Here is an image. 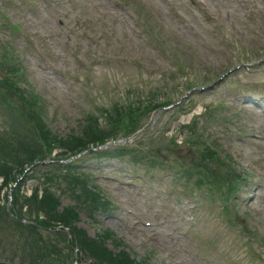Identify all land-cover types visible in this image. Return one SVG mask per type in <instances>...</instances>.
I'll list each match as a JSON object with an SVG mask.
<instances>
[{
    "label": "rangeland",
    "instance_id": "374dc122",
    "mask_svg": "<svg viewBox=\"0 0 264 264\" xmlns=\"http://www.w3.org/2000/svg\"><path fill=\"white\" fill-rule=\"evenodd\" d=\"M203 1V6L190 0H3V3L7 5L5 22L8 19L21 24L24 20L35 38L34 49L22 33L11 41L29 82L42 96L48 124L66 137L80 132L88 112L119 99L121 94L111 83L114 75L124 90L140 86L143 79L155 86L162 75L170 76L175 65L172 49L178 51L187 65L190 76H184V83H220L218 75L237 65L242 56L248 60L264 56V2ZM141 13L148 15L146 24L156 25L158 35L168 39L165 47L159 49L151 41L145 23L139 21ZM9 37L11 31L1 26L0 38ZM246 77L242 74V78ZM248 77L261 82V87L253 84L248 91L237 83L219 84L217 91L197 96L200 103L195 112L200 114L206 106L212 107L213 119L205 124L209 139L219 140L221 154L231 155L238 171L246 174L238 210L243 220L240 217L236 220L245 222L251 234L240 237V228L226 224L228 217L218 212L211 217L212 204H205L198 193L182 192L188 197L181 199L171 195L167 188L168 183L172 184L171 172L168 183L151 190L154 179H135V169L117 159H103L99 165L93 158L83 162L97 168V183L112 200L114 209L97 215V221L82 214L78 226L92 237L105 228L112 230L127 250L141 259L147 258L148 264H264V245L248 237L264 236V148L247 145L244 140L256 133L264 143V115L249 102L250 99L260 102L264 111V67L259 74ZM169 86L173 87V82ZM167 97L171 98L169 94ZM191 104L192 101L188 110ZM169 115L167 112L164 117ZM191 116L178 115L170 124V134L179 123L190 121ZM4 123L8 124L7 116L0 113V130ZM180 152L187 161L194 155L188 150ZM35 180H28L25 192H31L37 184ZM253 193L257 195L256 203L250 204L249 196ZM62 199L64 206L73 203L68 196ZM194 207L197 209L193 210ZM239 238L244 242L238 241ZM249 243L254 244L256 254L249 249ZM9 244L10 239L0 232V251L9 250ZM109 247L116 249L111 243ZM15 263L20 264L18 260Z\"/></svg>",
    "mask_w": 264,
    "mask_h": 264
},
{
    "label": "trees",
    "instance_id": "16d2710c",
    "mask_svg": "<svg viewBox=\"0 0 264 264\" xmlns=\"http://www.w3.org/2000/svg\"><path fill=\"white\" fill-rule=\"evenodd\" d=\"M11 169H0V174L5 175L6 179H9ZM53 181V179H51ZM68 182L69 185L75 184V187H72V192L77 194V200L79 208L82 209H90L93 206L99 205L100 198L96 196L95 192L90 190L87 186V182L75 175H69L68 178L64 179ZM56 195V194H55ZM54 194L47 191V195L45 198L41 200V204L43 206H50L51 209L47 211V220L50 222H44L43 227H54L58 223H64L65 225H73L78 213V208H69L65 209L64 213H57L56 206L57 201L54 200L57 198ZM46 209V208H42ZM58 209V208H57ZM27 230V228H26ZM30 233L40 240V234L38 233V229L35 227H30ZM39 234V235H38ZM59 234V233H58ZM80 237H82L83 241L81 246L83 249H87L91 252V254L97 258L102 264H138L137 261L133 260L128 253L122 252L121 254H115L111 252L109 249H106L101 242H97L95 240H91L82 235V232H79ZM40 242V241H39ZM36 243L35 246L39 251L45 249L44 244ZM35 251L30 254V256L35 255ZM35 259V258H34ZM70 260V257L65 255L58 258H51L48 256H40L36 257V260L40 264H63L67 263Z\"/></svg>",
    "mask_w": 264,
    "mask_h": 264
},
{
    "label": "water",
    "instance_id": "95a60500",
    "mask_svg": "<svg viewBox=\"0 0 264 264\" xmlns=\"http://www.w3.org/2000/svg\"><path fill=\"white\" fill-rule=\"evenodd\" d=\"M0 264H8V263H2V262H0ZM87 264H97V263L95 261H92V262H89Z\"/></svg>",
    "mask_w": 264,
    "mask_h": 264
}]
</instances>
